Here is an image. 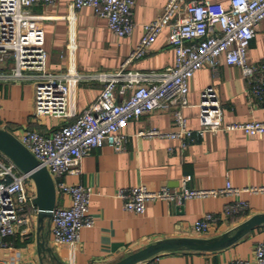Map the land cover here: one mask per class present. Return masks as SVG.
I'll return each instance as SVG.
<instances>
[{"label": "crops", "instance_id": "crops-1", "mask_svg": "<svg viewBox=\"0 0 264 264\" xmlns=\"http://www.w3.org/2000/svg\"><path fill=\"white\" fill-rule=\"evenodd\" d=\"M189 2L192 0H184ZM227 7L229 0H206ZM164 0H133L134 28L129 37L118 38L107 28L105 20L89 8L76 10L71 0H54L53 5L37 4L31 13L42 17L39 26L50 72L74 70L82 78L98 73H113L133 50L142 35L141 26L157 18ZM181 15V13H180ZM163 29L148 47L145 55L126 64L123 71L160 72L173 65V52ZM264 59V20L255 28L246 50V61ZM12 62L0 66V74L9 73ZM211 87L221 108L224 124L264 121V103L247 100L244 81L238 68L220 59L215 70L202 67L187 81V106L181 110L186 128H197L198 102L203 89ZM102 83L82 80L74 88L73 107L77 114L92 104ZM117 100L121 97L117 96ZM0 128L13 135L24 129L49 136L65 126L66 119L34 114V85L31 82L0 81ZM156 129L161 133L175 130L168 111H153L127 122L124 150L115 153L108 146L93 149L80 163L77 175H64L59 181L90 189L88 213L93 223L80 231L73 264H112L128 254L158 240L193 237H232L236 228L254 215H264V194L242 192L237 197L219 196L189 199L182 204L164 201L146 202L141 214L122 210L115 193L121 188L144 186L149 191L160 188L176 190L184 176H190L189 189H220L228 182L245 189L264 187V135H244L240 131H221L179 149L177 139L144 138L139 131ZM168 149H171L168 152ZM33 184L26 182L30 192ZM234 200L244 201V215L223 216L222 209ZM69 198L57 193L56 207H68ZM220 216V220L202 234L191 230L192 223L203 214ZM264 240V224L254 227L222 248L201 251L183 248L157 253L159 264H226L234 258L253 263V250ZM43 243L41 250L38 242ZM69 248L54 242L50 218L38 220L37 214L28 226L17 229L0 246V264H69ZM135 264V263H134Z\"/></svg>", "mask_w": 264, "mask_h": 264}, {"label": "built area", "instance_id": "built-area-1", "mask_svg": "<svg viewBox=\"0 0 264 264\" xmlns=\"http://www.w3.org/2000/svg\"><path fill=\"white\" fill-rule=\"evenodd\" d=\"M74 9L89 8L93 15L105 20L106 28L116 37H129L134 28L133 0H71ZM54 0H0V66L12 62L9 73L0 74V81L31 82L34 85V114L66 119L68 122L45 136L31 129L14 135L51 175L56 192L69 198L68 207H56L51 213V233L54 242L68 246L69 264H73L80 231L92 226L88 213L90 189L59 181L64 175H77L80 163L93 149L103 145L113 152L124 150L123 132L130 120L153 111H168L175 130L161 133L156 129L139 131L144 138H168L179 141V149L210 133L240 131L244 135H264V121L224 124L216 93L211 87L199 96L197 128H186L181 110L187 106V81L202 67L211 70L219 65L238 68L244 81L247 100L264 103V59L246 61V50L255 28L264 20V0H229L227 7L206 0H164L161 14L141 26L142 35L120 69L113 73H98L82 78L67 69L53 73L46 66V51L39 26L42 17L31 13L37 4L53 5ZM181 13V15H180ZM166 29V42L173 52V65L160 72L123 71L131 61L142 58L155 37ZM102 83L95 101L82 113L73 107V92L82 80ZM117 96L121 100H117ZM1 116V104H0ZM3 129L6 130L5 127ZM171 149H168L170 152ZM29 177L0 152V246L17 229L28 226L37 214L33 205L35 186L26 188ZM190 176L180 180L179 188L165 187L149 191L144 186L121 188L115 193L122 210L134 214L144 211L146 202L164 201L180 205L189 199L232 196L240 193L264 194V187L238 189L228 182L220 189L200 190L186 187ZM248 205L234 200L223 206V216L244 215ZM220 220V216L205 213L191 225L202 234ZM253 263L264 264V240L254 246ZM135 264H159L157 254ZM226 264H249L245 258H234Z\"/></svg>", "mask_w": 264, "mask_h": 264}, {"label": "water", "instance_id": "water-1", "mask_svg": "<svg viewBox=\"0 0 264 264\" xmlns=\"http://www.w3.org/2000/svg\"><path fill=\"white\" fill-rule=\"evenodd\" d=\"M0 152L5 155L23 174L27 175L35 186L33 205L37 208L39 221L51 218L56 206L57 192L54 181L45 167L18 141L9 131L0 128ZM264 224V215H254L242 222L232 237L222 235L219 238L182 237L155 241L134 251L112 264H134L161 251L186 249L211 251L224 247L232 239L238 238L247 231ZM39 249L43 243L38 242Z\"/></svg>", "mask_w": 264, "mask_h": 264}]
</instances>
